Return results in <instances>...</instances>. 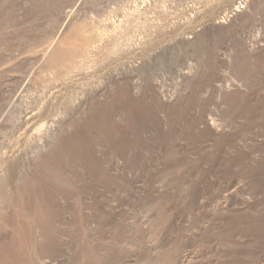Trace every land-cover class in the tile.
Returning <instances> with one entry per match:
<instances>
[{
  "label": "rangeland",
  "instance_id": "obj_1",
  "mask_svg": "<svg viewBox=\"0 0 264 264\" xmlns=\"http://www.w3.org/2000/svg\"><path fill=\"white\" fill-rule=\"evenodd\" d=\"M0 264H264V0H0Z\"/></svg>",
  "mask_w": 264,
  "mask_h": 264
},
{
  "label": "bare ground",
  "instance_id": "obj_2",
  "mask_svg": "<svg viewBox=\"0 0 264 264\" xmlns=\"http://www.w3.org/2000/svg\"><path fill=\"white\" fill-rule=\"evenodd\" d=\"M26 115L29 116V118L26 119L24 121V123L20 124V126L17 128V131H18V134H19L18 137H22L24 135H27L28 134L27 133L28 132V128L32 124L35 126V128L33 129V133L29 135L30 137H34L35 134L36 135L43 134L44 130L47 129L46 127H47V124H48V118L51 116V113H48V112L45 111L44 103L37 109L33 108ZM58 115H59V113H58ZM78 132H79V128L77 127V129L74 132H72L70 134H67L65 136H62L61 141H60L61 145L63 147L62 151L61 150L60 151H56V153H54L50 158H46L45 162H43V164H42V166H43L42 168L44 169V171L50 172L51 168H52V165L54 163H64V160H65V152L64 151L65 150L73 152L75 154L77 152H79V145H78V142H77V140H79L78 139ZM80 142H81V140L79 141V144L83 145L84 142L83 143L82 142L80 143ZM80 148L82 149V147H80ZM60 166H62V165H60ZM39 174H40V172H39Z\"/></svg>",
  "mask_w": 264,
  "mask_h": 264
}]
</instances>
